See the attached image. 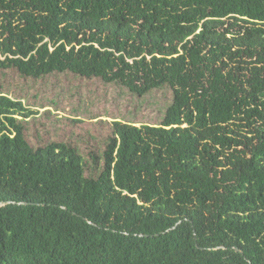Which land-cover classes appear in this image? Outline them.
<instances>
[{
	"label": "trees",
	"instance_id": "trees-1",
	"mask_svg": "<svg viewBox=\"0 0 264 264\" xmlns=\"http://www.w3.org/2000/svg\"><path fill=\"white\" fill-rule=\"evenodd\" d=\"M1 202L0 264H264V0H0Z\"/></svg>",
	"mask_w": 264,
	"mask_h": 264
},
{
	"label": "rangeland",
	"instance_id": "rangeland-1",
	"mask_svg": "<svg viewBox=\"0 0 264 264\" xmlns=\"http://www.w3.org/2000/svg\"><path fill=\"white\" fill-rule=\"evenodd\" d=\"M104 87L96 86L94 87V91L100 95V97L104 94L102 91H104ZM128 100V99H126ZM107 107H100L98 112L100 114V120H123V121H131L134 123V125H141V124H154L155 123V111H148L147 107H136L132 106L130 101H124L123 103H118L117 99L114 96V93L109 95V98L106 102ZM33 112L37 113V117H40V115L45 113L46 111L51 112L54 116H65L63 113L56 112L50 107H28ZM133 109H136L137 112H134V114H131V111ZM143 110V111H142ZM107 114V115H106ZM111 117V118H110ZM96 121V120H94ZM146 122V123H145Z\"/></svg>",
	"mask_w": 264,
	"mask_h": 264
},
{
	"label": "water",
	"instance_id": "water-1",
	"mask_svg": "<svg viewBox=\"0 0 264 264\" xmlns=\"http://www.w3.org/2000/svg\"><path fill=\"white\" fill-rule=\"evenodd\" d=\"M7 204H9V203H7V202H1L0 203V207H2V206H5V205H7ZM14 204V203H13ZM24 204V203H23ZM236 251H238L237 249H235Z\"/></svg>",
	"mask_w": 264,
	"mask_h": 264
}]
</instances>
